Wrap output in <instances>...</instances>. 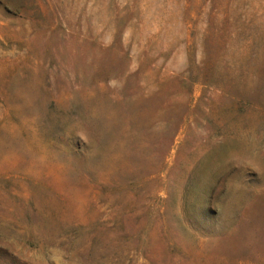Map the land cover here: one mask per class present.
Wrapping results in <instances>:
<instances>
[{
  "label": "rangeland",
  "instance_id": "1",
  "mask_svg": "<svg viewBox=\"0 0 264 264\" xmlns=\"http://www.w3.org/2000/svg\"><path fill=\"white\" fill-rule=\"evenodd\" d=\"M0 264H264V0H0Z\"/></svg>",
  "mask_w": 264,
  "mask_h": 264
}]
</instances>
